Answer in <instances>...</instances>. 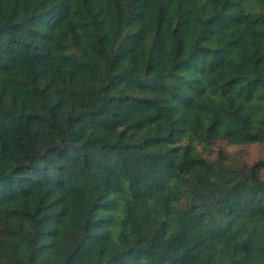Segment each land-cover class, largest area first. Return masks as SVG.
I'll list each match as a JSON object with an SVG mask.
<instances>
[{"label":"trees","instance_id":"trees-1","mask_svg":"<svg viewBox=\"0 0 264 264\" xmlns=\"http://www.w3.org/2000/svg\"><path fill=\"white\" fill-rule=\"evenodd\" d=\"M252 145L264 0H0V264H264Z\"/></svg>","mask_w":264,"mask_h":264},{"label":"rangeland","instance_id":"rangeland-1","mask_svg":"<svg viewBox=\"0 0 264 264\" xmlns=\"http://www.w3.org/2000/svg\"><path fill=\"white\" fill-rule=\"evenodd\" d=\"M224 149L227 150L228 153L240 155L244 161L252 162L256 161L259 158L264 156V146L263 145H252L245 147H229L224 146ZM218 149L214 150L213 156H217Z\"/></svg>","mask_w":264,"mask_h":264}]
</instances>
